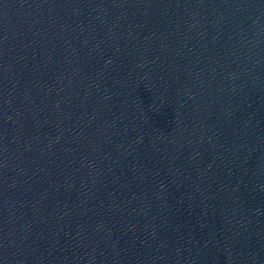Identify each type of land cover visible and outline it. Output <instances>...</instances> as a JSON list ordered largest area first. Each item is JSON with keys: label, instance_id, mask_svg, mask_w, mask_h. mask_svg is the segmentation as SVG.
Wrapping results in <instances>:
<instances>
[{"label": "water", "instance_id": "1", "mask_svg": "<svg viewBox=\"0 0 264 264\" xmlns=\"http://www.w3.org/2000/svg\"><path fill=\"white\" fill-rule=\"evenodd\" d=\"M0 264H264V0H0Z\"/></svg>", "mask_w": 264, "mask_h": 264}]
</instances>
